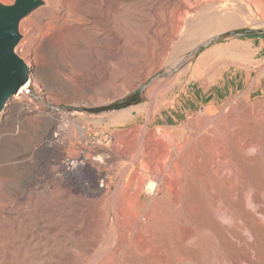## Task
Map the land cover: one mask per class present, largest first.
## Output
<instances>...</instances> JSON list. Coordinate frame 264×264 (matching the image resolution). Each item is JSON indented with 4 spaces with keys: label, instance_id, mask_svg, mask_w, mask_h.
<instances>
[{
    "label": "rangeland",
    "instance_id": "rangeland-1",
    "mask_svg": "<svg viewBox=\"0 0 264 264\" xmlns=\"http://www.w3.org/2000/svg\"><path fill=\"white\" fill-rule=\"evenodd\" d=\"M43 1L16 48L29 106L0 131V264H264V0H119L131 32L73 53L80 0Z\"/></svg>",
    "mask_w": 264,
    "mask_h": 264
},
{
    "label": "bare ground",
    "instance_id": "bare-ground-1",
    "mask_svg": "<svg viewBox=\"0 0 264 264\" xmlns=\"http://www.w3.org/2000/svg\"><path fill=\"white\" fill-rule=\"evenodd\" d=\"M158 1L164 3L168 0H158ZM95 4H96V6H95ZM119 5H120L119 0H101V1L100 0H80L78 2V4L76 5V8H74L72 11V14L74 15V18H75L74 21L73 22L72 21L71 22H64V23L60 24V26H58V35H57L58 37L57 38L59 41H61V42H59L57 40L58 44H60V46L63 49L66 48L67 51H71V53H73V51H74L75 44L78 45L80 48L81 47L84 48V47H88V46L91 47V46H95L96 44L99 45V42H97L96 39H89V40L85 41L83 38L85 37L86 33L90 32L91 28L100 26V27H102V31H104L102 33H105L106 31H108V33L110 35H112L111 44L113 46L116 41L118 42V40H117L118 36L119 35L124 36L122 34V32L123 31L125 32L126 30H128V28H130V24H131V23H129V19L127 18V16L120 13ZM101 9H104L106 12V20H107L106 23L97 22V20L101 21L100 20L101 17L99 16ZM84 12L88 13L89 16L91 17V19L83 18ZM202 21H204V19ZM202 21L200 20V22H202ZM189 23H191V22H189ZM176 24H177V20H173V25H172V27H170L171 30L176 29V27L178 26ZM192 24L194 25V23H192ZM192 24H190V26ZM195 25H196V23H195ZM197 28H199V27H197ZM174 30H173V33L171 31L172 35H174L176 33V32L174 33ZM175 31H177V30H175ZM127 32H131V31L129 30V31H126V33ZM102 33H101V35H102ZM120 36H119V38H122ZM127 36H130V35H127ZM124 38H126V36ZM129 39H128V41H130ZM163 39L165 40V38H163ZM132 42H133V40L131 39L130 44L135 43V42H133V43ZM128 44H129V42H128ZM130 44H129V46H131ZM115 45H117V43ZM160 45H161L160 47H162L164 45L163 40H162V43H160ZM76 50H78V49H75V51ZM65 52H66V50H65ZM71 53H70V56H69V54L65 55V53H64V55L65 56L68 55V57L71 58ZM29 68H30L29 80L19 88V90L16 92L15 95L11 96L6 101L4 107L2 108V110L0 112V131L8 124V122L10 120L15 119L14 117L21 119V117L25 116L24 110L26 107L29 106V103L25 102V98L28 96L32 82H33V79H31V74H32L34 66L32 64H30ZM77 129L80 131V137L83 138V132L85 129H83V127H81V126H78ZM59 137H60V134H54V137L52 138V140L56 141V140H58ZM69 160H68V162H65L64 164H65V166H67V164L71 165L70 168H68L71 176H73V177L81 176L82 174H84L87 171L88 167L86 166V164L82 160L77 159L76 161L73 160V162L69 161ZM28 179L29 180L26 181L27 182L26 184L33 183V180L31 179V177H29ZM73 187H75V186H73ZM200 199H202L201 196H200L199 200ZM31 219H33V216H31ZM12 231H13V229H12ZM14 231H15V229H14ZM13 233H15V232H13ZM154 236L160 237L161 235L160 234L159 235L154 234ZM8 247L9 246L6 243H2V241L0 242V252H5L8 249Z\"/></svg>",
    "mask_w": 264,
    "mask_h": 264
},
{
    "label": "water",
    "instance_id": "water-1",
    "mask_svg": "<svg viewBox=\"0 0 264 264\" xmlns=\"http://www.w3.org/2000/svg\"><path fill=\"white\" fill-rule=\"evenodd\" d=\"M43 0L0 1V112L6 101L29 80L30 68L16 51L21 21L42 6Z\"/></svg>",
    "mask_w": 264,
    "mask_h": 264
},
{
    "label": "trees",
    "instance_id": "trees-1",
    "mask_svg": "<svg viewBox=\"0 0 264 264\" xmlns=\"http://www.w3.org/2000/svg\"><path fill=\"white\" fill-rule=\"evenodd\" d=\"M127 104H131V102L129 101ZM123 106H125V104H122Z\"/></svg>",
    "mask_w": 264,
    "mask_h": 264
},
{
    "label": "built area",
    "instance_id": "built-area-1",
    "mask_svg": "<svg viewBox=\"0 0 264 264\" xmlns=\"http://www.w3.org/2000/svg\"><path fill=\"white\" fill-rule=\"evenodd\" d=\"M153 189H154V188H153ZM153 189H150V190L152 191ZM153 191H154V190H153ZM153 191H152V192H153Z\"/></svg>",
    "mask_w": 264,
    "mask_h": 264
}]
</instances>
